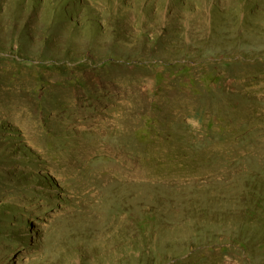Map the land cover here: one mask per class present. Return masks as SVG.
Returning <instances> with one entry per match:
<instances>
[{
	"label": "rangeland",
	"instance_id": "374dc122",
	"mask_svg": "<svg viewBox=\"0 0 264 264\" xmlns=\"http://www.w3.org/2000/svg\"><path fill=\"white\" fill-rule=\"evenodd\" d=\"M0 264H264V0H0Z\"/></svg>",
	"mask_w": 264,
	"mask_h": 264
}]
</instances>
